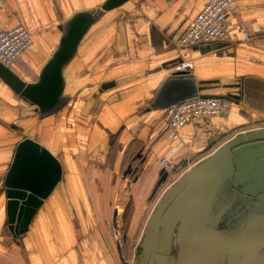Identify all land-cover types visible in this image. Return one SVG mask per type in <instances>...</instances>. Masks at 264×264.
Wrapping results in <instances>:
<instances>
[{
  "label": "crops",
  "instance_id": "1",
  "mask_svg": "<svg viewBox=\"0 0 264 264\" xmlns=\"http://www.w3.org/2000/svg\"><path fill=\"white\" fill-rule=\"evenodd\" d=\"M106 1L0 0V31L22 27L31 38L10 69L36 82L62 25ZM209 1L128 0L105 12L64 69L66 101L43 119L0 79V264H131L165 195L199 166L213 171L204 194L211 214L223 210V232L240 234L250 204L252 218L263 216L264 0H235L226 45L179 49L177 40ZM187 61L204 94L232 96L230 110L225 118L195 117L169 138L166 110L151 103ZM24 139L48 150L61 176L27 232L16 236L4 184ZM171 153L174 170L166 173L160 161ZM180 238L173 225L165 239L158 227L165 264L177 262ZM204 261L258 264L252 253L218 251Z\"/></svg>",
  "mask_w": 264,
  "mask_h": 264
},
{
  "label": "water",
  "instance_id": "2",
  "mask_svg": "<svg viewBox=\"0 0 264 264\" xmlns=\"http://www.w3.org/2000/svg\"><path fill=\"white\" fill-rule=\"evenodd\" d=\"M127 1L107 0L99 9L78 12L65 22L61 27L58 47L42 68L36 82L24 83L10 68L1 64L0 79L25 103L35 107L40 119L54 114L66 101L63 97V72L74 58L81 40L105 12ZM224 45H204L199 49ZM112 85L106 84L102 88ZM205 91L206 87L197 83L192 74L176 72L161 84L151 108L168 110L198 98L232 101L230 95H207ZM201 170L203 172L200 175ZM212 173V170L204 171V167L199 166L172 186L148 222L137 264H165L164 246L160 249L156 245V238L158 227H161L165 239L172 225L178 228L181 237L180 259L179 262L169 260L168 264H204L205 256L212 251L240 253L241 257L253 253L254 259L260 252H264V212L263 216L251 222L250 233L228 236L218 231L223 210L211 214L204 194ZM60 176L59 162L48 150L30 139H24L18 144L4 184L8 225L16 236L27 232L32 218L56 187ZM252 207L254 212L255 205ZM260 264H264V255Z\"/></svg>",
  "mask_w": 264,
  "mask_h": 264
},
{
  "label": "built area",
  "instance_id": "3",
  "mask_svg": "<svg viewBox=\"0 0 264 264\" xmlns=\"http://www.w3.org/2000/svg\"><path fill=\"white\" fill-rule=\"evenodd\" d=\"M235 0H210L186 27L179 39L177 47L188 50L211 44H226L230 41L231 24L229 13ZM31 45L29 33L22 27L0 31V64L10 68ZM190 61L176 66L177 73L192 74ZM230 103L213 98L195 99L183 102L166 110L165 121L167 136L172 138L177 131L185 127L193 118H225L230 110ZM172 153L161 159L160 165L166 173H171Z\"/></svg>",
  "mask_w": 264,
  "mask_h": 264
},
{
  "label": "rangeland",
  "instance_id": "4",
  "mask_svg": "<svg viewBox=\"0 0 264 264\" xmlns=\"http://www.w3.org/2000/svg\"><path fill=\"white\" fill-rule=\"evenodd\" d=\"M253 204L248 205L249 208H247L248 210L245 212V214L243 216H240V230L237 233L240 234H247L250 233L252 231V227L250 226L251 222L253 221L254 218H252V213H253ZM247 206V207H248ZM244 209H246V206L244 207ZM259 212V211H258ZM257 213V212H256ZM247 220V221H246ZM237 221V220H236ZM246 221V223H244ZM229 222L233 223L232 219H229ZM248 222V223H247ZM234 224H237L236 222ZM245 224V226H244ZM223 229V226H222ZM225 229V228H224ZM236 232V231H235ZM134 252V251H133ZM264 252H260L259 255H257L255 257V259L257 260V263L260 264L263 254ZM134 254V253H133ZM253 254V253H252ZM139 259V255L138 252H136L135 256H133V260L131 261V264H137V261Z\"/></svg>",
  "mask_w": 264,
  "mask_h": 264
},
{
  "label": "flooded vegetation",
  "instance_id": "5",
  "mask_svg": "<svg viewBox=\"0 0 264 264\" xmlns=\"http://www.w3.org/2000/svg\"><path fill=\"white\" fill-rule=\"evenodd\" d=\"M221 225H222V223H221V220L219 221V224H218V231H220L221 233H223L224 235H228L229 236V234H228V232L226 231V232H223L221 229H220V227H221ZM235 227H237V226H235ZM236 230V229H235ZM237 231V230H236ZM230 236H235V235H230ZM178 251L180 252V247L178 248ZM179 259H180V254H179V257H178V262H179Z\"/></svg>",
  "mask_w": 264,
  "mask_h": 264
},
{
  "label": "bare ground",
  "instance_id": "6",
  "mask_svg": "<svg viewBox=\"0 0 264 264\" xmlns=\"http://www.w3.org/2000/svg\"><path fill=\"white\" fill-rule=\"evenodd\" d=\"M61 168V167H60ZM60 182V181H59Z\"/></svg>",
  "mask_w": 264,
  "mask_h": 264
}]
</instances>
